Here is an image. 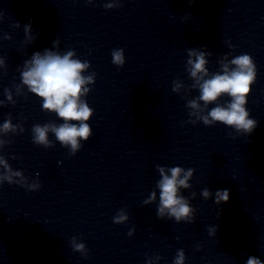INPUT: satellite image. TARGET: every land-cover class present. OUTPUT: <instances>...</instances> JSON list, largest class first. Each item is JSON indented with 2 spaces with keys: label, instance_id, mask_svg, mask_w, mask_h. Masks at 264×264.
<instances>
[{
  "label": "clouds",
  "instance_id": "clouds-1",
  "mask_svg": "<svg viewBox=\"0 0 264 264\" xmlns=\"http://www.w3.org/2000/svg\"><path fill=\"white\" fill-rule=\"evenodd\" d=\"M92 3V0H88ZM119 3H106V9L119 7ZM2 19V15H0ZM15 27H20L19 22ZM24 32L27 38L31 39L32 26L31 22L24 25ZM4 39H11L5 35ZM53 48H58L59 41L53 40ZM229 47H234L229 44ZM213 53L203 49H188V59L186 62V71L193 81L191 89L199 91V96L187 101V107L190 109V119L188 123L196 124L202 122L205 126H212L217 122L234 128L237 133L251 134L257 126V121L249 118V112L246 110L247 96L250 94L251 85L256 80V65L249 54H241L229 59L224 55L219 60L220 71L210 73L207 67L209 61L207 57ZM112 63L122 67L125 63L124 50L114 49L111 53ZM76 57L74 50H68L61 54L59 51H53L45 48L43 52L36 51L31 58L24 61L23 69H20L21 83L15 84L14 88L20 94L26 87L28 92L42 99V110L45 112L55 113L63 123L57 124L49 121L45 124H34L32 127L33 143L45 148L54 147L53 142L49 139V133L54 134L56 140L63 146L70 148V155H75L81 148V140L87 141L92 135V129L87 123L93 115V109L89 107L86 97L90 92L88 85L95 83V73L83 75L89 68L88 61H81ZM0 66L6 67L5 60L0 59ZM185 85L177 80L173 82L172 91L179 93ZM191 89H186L190 91ZM7 100H0V106L10 102L15 104L12 90L5 89ZM26 95V93H24ZM223 96L230 97V100L221 104L220 98ZM210 104L216 106L208 109ZM78 122V123H73ZM22 124H13L12 117H9L0 124V151L10 141L2 137L8 134L23 133ZM15 159V157H13ZM160 179L157 181L156 188L159 189V204L157 215L163 218H174L176 222L185 221L194 222L195 209L191 207L190 202L185 198L180 190L190 189L189 183L194 174V169L185 170L176 166L166 168L157 165ZM28 178L22 171L13 170L5 156L0 155V184H18L27 187L29 191H38L40 183L28 184ZM200 195L208 200L213 193L204 188ZM196 193H192L195 198ZM230 190H217L215 192V203L217 205L229 200ZM157 200V192L153 190L149 197L143 201L149 204ZM129 219L123 209L113 217L115 224H123ZM135 229H131L129 236ZM211 235L215 234V229H209ZM77 238H72V248L76 252L82 253L85 258L88 250L84 243H77ZM160 260L159 256H155ZM147 264H150L147 261ZM174 264H185V253L178 250L174 259ZM246 264H264L261 259L255 256H249Z\"/></svg>",
  "mask_w": 264,
  "mask_h": 264
}]
</instances>
